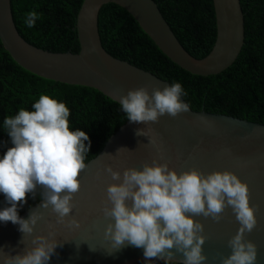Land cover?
<instances>
[{
	"label": "water",
	"instance_id": "water-1",
	"mask_svg": "<svg viewBox=\"0 0 264 264\" xmlns=\"http://www.w3.org/2000/svg\"><path fill=\"white\" fill-rule=\"evenodd\" d=\"M212 2L216 40L210 54L201 60L184 50L153 0H84L76 16L78 54L52 53L27 43L15 26L11 0H0V42L25 71L55 83L93 89L120 105V96L127 95L129 90L146 87L151 95L153 89L163 90L170 84L106 52L98 29L102 7L115 5L124 9L174 65L189 74L208 77L230 68L245 40L240 0ZM181 102L186 103L183 96ZM149 128L152 129L149 137L155 140V145L149 143L148 137L136 135L138 129ZM153 160L167 163L178 174L192 169L205 176L228 171L246 183L250 206L256 209L257 227L246 233L245 239L257 246L256 264H264V125L204 110L195 112L191 108L176 118L165 115L157 123L127 122L120 127L100 153L86 163L79 177L80 190L72 200L73 211L65 222L57 223L51 206L43 208L41 200L19 216L28 220L35 212L40 217L32 235L24 237L19 225L0 222V251L10 256L23 255L34 247L32 240L36 236H45L61 245L48 264H148L143 249L127 241L118 250H112L111 242L105 239V230L114 221L105 219L102 209L110 206L108 186L118 183L111 179L107 168L111 167L122 177L125 169L142 170L144 164L152 166ZM222 216L219 223L211 217H193L204 227L205 264H221V258L231 254L228 241L240 225L230 207ZM73 218L79 228L69 225ZM183 259L182 254L176 253L172 264H182ZM149 264L165 262L153 259Z\"/></svg>",
	"mask_w": 264,
	"mask_h": 264
},
{
	"label": "clouds",
	"instance_id": "clouds-1",
	"mask_svg": "<svg viewBox=\"0 0 264 264\" xmlns=\"http://www.w3.org/2000/svg\"><path fill=\"white\" fill-rule=\"evenodd\" d=\"M37 19V13L32 11L26 14L24 23L32 28ZM182 95L180 83L153 89L151 95L142 87L120 96L119 103L128 122L146 125L157 123L165 115L176 118L189 112L190 106L181 102ZM32 108L34 111L21 108L14 117L4 119L12 147L0 158V194L10 205L0 210V222L19 225L24 237L32 235L40 217L32 212L28 220L21 219L18 206L27 202L28 194L35 196L38 188L43 208L51 206L57 223H64L72 213V200L80 190L79 177L91 147L84 131L70 129V111L65 103L42 94ZM151 131L138 129L136 135L148 137L149 143L155 145L149 137ZM106 171L118 182L108 186L110 206L102 209L104 218L114 221L105 230L112 250L127 241L143 249L148 264L153 259L172 264L176 253L183 255L182 264H205L204 227L193 217H211L219 223L224 210L230 207L240 227L228 241L231 254L222 257L221 264H256L257 246L245 239V234L257 227L256 209L250 206L248 185L235 174L225 171L205 176L195 169L178 174L167 163L155 160L152 166L144 164L142 170L125 169L122 177L111 167ZM68 223L80 226L75 218ZM32 244L34 247L23 255L10 256L0 251V260L3 264H48L61 246L45 236H36Z\"/></svg>",
	"mask_w": 264,
	"mask_h": 264
},
{
	"label": "trees",
	"instance_id": "trees-1",
	"mask_svg": "<svg viewBox=\"0 0 264 264\" xmlns=\"http://www.w3.org/2000/svg\"><path fill=\"white\" fill-rule=\"evenodd\" d=\"M84 0H11L13 20L20 36L30 45L52 53L78 54L76 16ZM184 50L204 59L216 40L212 0H153ZM244 15V46L235 63L214 76L189 74L174 65L144 34L137 22L115 5L102 7L98 29L103 48L122 61L150 72L170 85L180 83L183 99L195 112L228 115L264 125V0H240ZM38 19L28 28L26 14ZM66 104L70 129L84 131L91 142L85 164L128 121L121 106L99 92L39 78L10 57L0 42V158L12 147L3 122L32 104L40 95ZM88 143L87 141L85 142ZM41 190L28 194L18 206V216L40 202ZM10 205L0 194V210Z\"/></svg>",
	"mask_w": 264,
	"mask_h": 264
}]
</instances>
